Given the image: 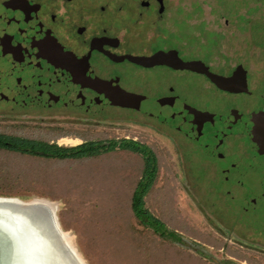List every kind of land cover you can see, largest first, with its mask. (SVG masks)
<instances>
[{"label":"flooded vegetation","instance_id":"af4514ba","mask_svg":"<svg viewBox=\"0 0 264 264\" xmlns=\"http://www.w3.org/2000/svg\"><path fill=\"white\" fill-rule=\"evenodd\" d=\"M180 2L0 0V140L55 160L59 147L103 155L123 140L144 144L96 130L156 131L217 228L216 241L174 242L212 264L264 261V34L227 46L204 27L193 36ZM121 94L125 106L112 102Z\"/></svg>","mask_w":264,"mask_h":264},{"label":"rangeland","instance_id":"374dc122","mask_svg":"<svg viewBox=\"0 0 264 264\" xmlns=\"http://www.w3.org/2000/svg\"><path fill=\"white\" fill-rule=\"evenodd\" d=\"M127 3L134 4L133 0ZM179 5L181 17L187 19L186 29L193 36L204 27L206 32L222 35L223 46H227L237 43L235 38L242 41L253 33L257 38L264 34V30L255 32V25L264 27V0H181ZM93 133L95 138H137L150 146L159 159V175L146 198L147 207L170 230L189 241L217 240L216 224L205 218L207 210L196 186L181 180L175 146L156 131L129 125L121 130L100 129ZM142 169L139 155L120 150L80 161L47 160L0 150V194L25 201L38 198L57 202L60 222L68 228L63 229L73 236L74 245L87 264H168L172 259L180 264H212L181 244L174 243V247L163 250V240L136 221L130 202ZM192 171L200 175L198 165L194 164ZM126 223L139 233L128 230L129 237L125 231L119 233L118 227ZM207 231L212 232V237ZM148 253L156 260H149ZM236 255L242 260L252 256L241 252Z\"/></svg>","mask_w":264,"mask_h":264},{"label":"water","instance_id":"95a60500","mask_svg":"<svg viewBox=\"0 0 264 264\" xmlns=\"http://www.w3.org/2000/svg\"><path fill=\"white\" fill-rule=\"evenodd\" d=\"M182 67H191V64L183 63ZM207 74L218 85L226 82L210 71ZM128 98L129 94L111 97L112 102L123 106ZM50 203L57 202L0 196V264H87L65 236L67 232Z\"/></svg>","mask_w":264,"mask_h":264},{"label":"trees","instance_id":"16d2710c","mask_svg":"<svg viewBox=\"0 0 264 264\" xmlns=\"http://www.w3.org/2000/svg\"><path fill=\"white\" fill-rule=\"evenodd\" d=\"M255 26H256L255 32L257 33L264 30V27L262 28V26L260 25H255ZM2 138L3 137L0 136V139ZM116 147H119L118 150L120 151H125L142 156L143 159V170H142L141 178L136 183L130 202L131 212L133 213L134 218L139 223V225L143 226L146 230L153 232V234L159 237L160 240H163V242L165 241L164 243L162 242L163 250L165 249L166 246L174 247L173 245L175 243L174 241L175 240L177 241L179 239L178 236L179 234L177 233L175 234L174 231L170 230L165 224V222L159 217H157L155 214H153L150 208H148L146 205V198L152 192L159 175L158 161L152 148L147 144H141L140 142L125 141V140L119 143V145H117ZM88 149L89 148H85L84 146L75 147V148L59 147L57 148L56 151L57 154L54 156V158H56L55 160L58 161H80L84 159L87 160L89 158L91 159L98 157L99 155L98 153L90 152L91 150ZM114 149L115 148H112L111 150ZM0 150L8 151V149H6L5 145L1 140H0ZM81 150H85V151H81ZM1 195L3 194H0V196ZM61 223L63 228L65 230H68L64 222H62V220ZM128 230L132 231L133 233H139L135 227L131 226V224L129 226L126 223L125 225H121V227H118L119 233H123V231H125L126 236L129 237V235H127ZM130 236L135 239V237L132 236L131 234ZM150 242L152 241L149 240L148 243ZM150 254L151 253H148L147 256ZM149 260L155 261L156 259L154 255L151 254ZM164 262L166 263L167 260H165ZM169 262L170 263L168 264H180L179 260L173 261L172 259Z\"/></svg>","mask_w":264,"mask_h":264},{"label":"bare ground","instance_id":"6f19581e","mask_svg":"<svg viewBox=\"0 0 264 264\" xmlns=\"http://www.w3.org/2000/svg\"><path fill=\"white\" fill-rule=\"evenodd\" d=\"M75 142H77V141L65 140V143H75ZM50 205H52L54 207V210L58 213V211H59V205H58V203H52V204L50 203ZM65 236L68 237V239L70 240V242L75 247L76 245H74L73 236H71V234L69 232H67L65 234ZM79 256L81 257V255H79Z\"/></svg>","mask_w":264,"mask_h":264}]
</instances>
